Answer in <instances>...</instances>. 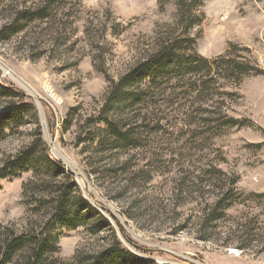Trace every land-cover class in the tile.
Segmentation results:
<instances>
[{
	"label": "rangeland",
	"instance_id": "374dc122",
	"mask_svg": "<svg viewBox=\"0 0 264 264\" xmlns=\"http://www.w3.org/2000/svg\"><path fill=\"white\" fill-rule=\"evenodd\" d=\"M176 1L1 0L0 83L34 109L6 131L0 165L39 126L49 155L74 172L83 197L134 252L160 264H264V0H198L202 23L190 30L198 54L245 62L249 74L239 82L218 77L205 97L189 84L200 75L159 80L149 103L124 110L134 146L116 153L88 141L104 126L89 121L104 106L107 76L117 80L147 56L157 30L175 22ZM32 5L49 6V17L18 34L2 32ZM224 115L248 123L218 129L214 120ZM30 177L0 180V223L18 232ZM230 189L232 204L212 217ZM54 235L55 257L65 263L78 248L104 242L83 227Z\"/></svg>",
	"mask_w": 264,
	"mask_h": 264
},
{
	"label": "trees",
	"instance_id": "16d2710c",
	"mask_svg": "<svg viewBox=\"0 0 264 264\" xmlns=\"http://www.w3.org/2000/svg\"><path fill=\"white\" fill-rule=\"evenodd\" d=\"M50 1V4L59 2ZM200 4L198 0H177L175 22L157 30L155 44L147 56L117 80L107 76L109 85L104 94V106L99 116L89 121L104 126L96 127L92 137L88 138L91 145L98 140L96 145L100 150L109 149L116 153L134 146L137 143L135 130L126 124L124 110L130 108L134 111L139 104L149 103V90L159 80L200 75V79L196 78L189 84L198 96L205 97L212 91L218 77L239 82L250 73L251 68L245 62L222 55L206 58L196 52L197 36L192 37L190 30L202 23L196 8ZM48 8L46 5H32L17 10L13 20L2 27V32L8 36L22 32L49 17ZM1 97L5 100L0 106V141L5 139L6 131L21 125L28 111L34 109L25 101L26 95L12 86L0 83ZM214 121L218 129L248 123L226 115ZM25 172L31 173L22 186L21 203L25 208L26 225L18 232L14 223H0V264H160L122 243L108 218L83 197L73 173L49 155L39 126L29 144L2 160L0 180L15 178ZM235 183L236 178L233 177L230 184L233 186ZM234 197L236 193L230 189L226 197L215 203L211 216L229 207ZM79 227H83L90 236L104 234V242L96 247L78 248L71 261L65 263L55 257L60 247L54 232L58 228L76 230Z\"/></svg>",
	"mask_w": 264,
	"mask_h": 264
},
{
	"label": "water",
	"instance_id": "95a60500",
	"mask_svg": "<svg viewBox=\"0 0 264 264\" xmlns=\"http://www.w3.org/2000/svg\"><path fill=\"white\" fill-rule=\"evenodd\" d=\"M32 98H34V96L32 94H29ZM71 171V170H70ZM72 173H74L73 171H71Z\"/></svg>",
	"mask_w": 264,
	"mask_h": 264
},
{
	"label": "built area",
	"instance_id": "2783aa9c",
	"mask_svg": "<svg viewBox=\"0 0 264 264\" xmlns=\"http://www.w3.org/2000/svg\"><path fill=\"white\" fill-rule=\"evenodd\" d=\"M262 64H264V61L262 62Z\"/></svg>",
	"mask_w": 264,
	"mask_h": 264
}]
</instances>
